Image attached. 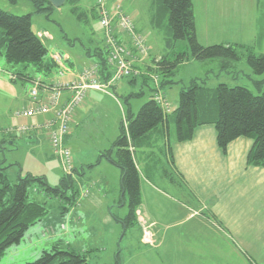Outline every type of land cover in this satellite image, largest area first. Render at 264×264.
<instances>
[{
    "label": "rangeland",
    "instance_id": "1",
    "mask_svg": "<svg viewBox=\"0 0 264 264\" xmlns=\"http://www.w3.org/2000/svg\"><path fill=\"white\" fill-rule=\"evenodd\" d=\"M116 1L140 28L148 40L152 52H160L162 55L167 53L171 59L176 58L180 53L189 55L188 58L177 64L172 74L163 77L165 80L171 79L173 81V83H165L162 87V89L164 88L162 91H166L164 96H166L172 107H175V102L176 104L178 102L177 92L182 86H188L192 78L196 79L198 83L205 81V84L209 86H215L222 82L227 83L229 86H245L254 94L264 90V71L261 73L254 72L246 60L249 46L254 54L258 55L264 52V38L261 34L264 29V0H222L219 6H215L213 0H205V2L204 0H193L197 25L196 35L201 45L207 46L228 40L224 43L247 46V48H238L240 54L238 59L218 57L205 60L193 58L189 54V48L184 40L177 41L170 50L165 49L161 32L152 27L150 23V0ZM94 2L95 0H80L79 9L76 12L71 11L72 7L68 3H64L58 8L52 7L37 12L33 0H0V8L15 15L30 14L31 28L36 33H42L41 38L48 52L55 49L61 53H68L72 58H75L83 55L88 50L93 51L95 46H103V36L98 17L91 10L92 8H89V5H94ZM47 6V3L44 4V7ZM81 12H84V16L79 17L78 13ZM259 34L261 38H259ZM259 40H262L261 46ZM149 55L148 48V54L145 58H149ZM76 66H81L80 60L79 65ZM0 67L2 69L0 70V167L3 168L6 176L12 182H15L18 176L24 177L30 174L34 177L44 176L50 186H58L64 174L63 168L59 158L53 155L47 141L44 140L35 145L28 139V134L18 137L9 132L10 128L24 124L25 119L17 118L14 112L27 105L28 89L31 83L10 79L9 72L6 71L7 68L13 70L14 68H21V65L14 68L10 67L6 64L4 58H0ZM78 68L77 71L82 69V67ZM31 70L30 68L29 71ZM54 75L56 76V73ZM67 75H70V73L65 74L64 77ZM127 79L118 80L115 89L109 88L110 93H113L117 99L102 91H91V98L87 99L82 115L74 120V123L82 122V120H84V123L78 126L71 125L73 131H76L75 140L77 142L76 147L73 146V149L75 152L79 151L80 156L85 160H93V156L98 153V150H103L109 146L113 147L112 142L120 131V121L123 116L121 110L124 109L128 113L127 111L130 109L131 114L135 115L140 106L153 93L151 87L153 83L151 81L149 84L141 86V80L138 79L134 87L126 82ZM142 88V94L129 97L127 102L124 101L131 91H139ZM85 113H88L89 116L84 119L83 114ZM34 119H37V117ZM43 120L31 121L27 119L26 122L29 125L32 122ZM71 126L70 128H72ZM155 153L163 159L161 152L156 150ZM113 157H116L115 151ZM90 171L87 169V178L80 182L73 178L76 186L81 187L78 200L80 204L73 206L62 214L57 207L56 200L50 199L48 213L40 221L29 227L19 243L12 244L5 250L4 254L0 256V264H24L35 260L42 248H46V244L40 236L42 231H50V227L59 230L61 224H64L66 231L69 232L68 241H71L72 246L81 241L84 244H91L89 246H95L93 247L95 249L89 251V253H86V251L90 249L85 248L84 253L86 257L88 255V264H99L101 262L116 264L115 256L119 250L120 264H202L200 261L191 259L195 254V249L200 248L194 243L193 240L195 239L176 241L173 245L175 255L171 258L168 256L171 254V244L164 243V245H161L162 243L157 242L160 247H149L137 243L140 235L143 242L148 237L145 243L153 241L149 230L150 222L146 217L139 220L141 222L137 219L139 225L127 228L125 232L122 223L119 221H114L117 224L115 231H112L111 225L103 226L104 231L112 233L109 235L105 232L103 235L100 232H95V234L85 229L81 223L88 225L87 219L89 218L90 223H93V227L96 223L100 225L99 220H95V218H100L97 212H93L91 216L84 213L91 210V206L89 207L86 204L87 197L83 196L87 191H90L91 195H96L97 199H101L102 191L110 189V199H113L110 204L113 205V213H118L119 217H123L128 210L126 193L123 209L121 206V193H118V189L119 192L121 189L119 180L114 176L113 179L111 178L113 183L110 180L104 187V184L100 182V169L95 168L92 172ZM91 178L99 182L100 192L87 181ZM143 189L145 190V186ZM73 208L76 212L74 216L71 215ZM158 213L160 214L159 211ZM136 214L138 215L137 212ZM77 217L82 219L77 220ZM29 231L31 239L28 237ZM210 250L214 252L215 258L206 259L204 264H231V255L228 252L223 254V251ZM181 259L184 261H181Z\"/></svg>",
    "mask_w": 264,
    "mask_h": 264
},
{
    "label": "trees",
    "instance_id": "2",
    "mask_svg": "<svg viewBox=\"0 0 264 264\" xmlns=\"http://www.w3.org/2000/svg\"><path fill=\"white\" fill-rule=\"evenodd\" d=\"M79 1L65 0V3L71 5L72 12H76ZM33 2L37 12L53 7L47 0ZM46 3L48 6L44 7ZM91 10L97 15L94 6ZM78 16H84V12L78 13ZM150 23L161 32L166 50L172 49L177 41L184 40L189 54L197 60L218 57L238 59V48H247L241 44L224 42L201 45L197 40L192 0H150ZM261 34L264 38V29ZM261 41L259 40L260 46ZM250 48H247V63L254 72L261 73L264 71V52L257 55ZM86 55L99 64L102 80L109 79L111 68L107 64L104 45L95 46L93 51H86ZM188 57L187 53H180L174 59L167 53L153 56L149 65L148 59L144 60L147 66L145 69L141 68L140 75L127 80L133 84L140 79L142 85H147L151 81L150 74H155L159 76V86L162 89L165 83H173L171 79L165 80L163 77L172 74L177 64ZM0 58H4L10 67L21 65V68L13 70L7 68L13 81L21 80L32 84L34 80L40 79V82L48 84L46 78L56 71V65L49 57L42 38L31 28V15H15L1 8ZM142 93V89L131 92L124 101ZM151 96L135 115L128 109L123 118L125 121H121L119 134L113 141V147L100 154L120 169V191L123 192L120 197L121 205H125L126 193L128 210L123 217L112 216L122 223L124 232L137 223L136 212L142 202V172L152 181L159 176V172L168 180L177 181L173 176L174 162L170 151L172 138L176 141L188 140L192 138L196 127L212 124L216 130V142L222 152L226 151L228 143L235 138L249 137L253 140V145L247 156V164L264 167V90L254 94L245 86H229L224 82L208 86L205 81L198 83L192 78L188 86L180 88L177 105L169 113ZM156 150L162 153L163 159L156 155ZM114 151L116 157H113ZM143 162L146 166L140 168ZM97 163L96 161L85 168L91 170ZM84 174V167L81 170L74 168L72 173H64L60 184L53 187L44 176L34 177L30 174L18 176L12 182L0 167V256L10 245L19 243L29 227L48 213L50 199L56 200L62 214L77 205L81 187L76 186L73 178L80 182L84 180ZM51 231L52 229L44 230L42 235ZM118 259L116 254V264H119ZM24 264H88V261L85 253L72 249L62 239H58L42 248L35 260Z\"/></svg>",
    "mask_w": 264,
    "mask_h": 264
},
{
    "label": "crops",
    "instance_id": "3",
    "mask_svg": "<svg viewBox=\"0 0 264 264\" xmlns=\"http://www.w3.org/2000/svg\"><path fill=\"white\" fill-rule=\"evenodd\" d=\"M113 1L114 0H106L109 8ZM221 1L222 0H213V3H215V6H219ZM90 6L93 7L94 5H89V8H92ZM135 27L137 31L142 33L136 24ZM226 29L229 31L228 28ZM37 34L40 36L42 33ZM122 38L125 39L126 37ZM145 40L150 55L149 58H144L141 63H138V66L142 69H145L147 66L144 60L148 59L149 65V60L153 57L152 55H154V57L162 55L160 52H152L146 37ZM53 50L56 51L55 49ZM61 54L65 55L66 66L74 71V75L79 72L77 71L79 69L78 67H82L83 69L91 62H95V60L88 57L86 53L75 58H72L68 53ZM79 60L81 66H76L79 65ZM54 73L55 71L46 78L49 82H52L56 78ZM74 75H67L63 80L72 81L76 78ZM126 82L130 84L128 80H126ZM136 84L137 81L130 85L135 87ZM113 85V89H115L117 82ZM96 90L97 89L88 90L85 102L81 107L77 108L75 112L72 125L78 126L84 123V120L77 123H74V120H77L78 117L82 115V110L86 105L87 99H89L92 94L91 91ZM162 92L165 95L166 91ZM104 93L117 99L110 91L109 93ZM178 93L179 91L177 94ZM70 95V90H63L60 97L61 102L67 100ZM150 96L151 95H149V97ZM27 101L28 103L26 106L30 104L29 96ZM176 105L175 102V106ZM129 111L131 110L129 109ZM121 112L123 113V119L127 113L124 109L121 110ZM88 113L83 114L84 119L89 116ZM51 117V114H47L37 117V119ZM34 118L30 120H37ZM26 120L27 119L23 122L27 123ZM71 127L70 132L64 138V143L71 150L74 168L81 170V168L84 167V179H86L87 169L85 167L97 161V165L91 168L90 172L95 168L100 169V182L104 184V187H106L108 181H110L111 178L113 179L114 176L120 183V169L112 162L100 156L102 151L108 149L110 146L103 150H98V153L93 156V160H85L80 156L79 151L75 152L73 149V146L76 147L77 142L75 140L76 131H73V126ZM27 137L30 142L35 145L44 140L47 141L43 134L29 135ZM170 142V151L174 162L173 171L175 172L173 176L176 177L177 181L172 182L161 174L152 181L142 172L140 176L142 202L137 211V219L138 221L142 220L144 217L148 219L150 222L149 230L152 234L154 243L153 241L151 243L143 242L141 240V235L138 237L137 243L149 247H160L157 245V242L162 243L161 245H164V243L171 244V254L168 255L171 258L175 255L173 245L176 241H191L195 239L193 240L194 243L200 248L195 249V254H193L191 259L200 261L202 264L205 263L206 259L211 260L213 257L215 258L214 252L210 249H215L216 252L223 251V254L228 252L231 255V264H264V167L247 164V156L253 145V140L246 136L237 137L229 142L226 151L222 152L216 142V130L214 125L205 124L195 128L192 138L185 141H176L172 138ZM47 144L49 146L48 141ZM109 144L111 145L110 142ZM143 165L146 166L145 162L142 163V166ZM142 166H140V168H142ZM87 181L90 182L91 186L96 187L99 192L101 191V187L98 188L99 182H96V180L94 181L92 178ZM144 186L145 190L143 189ZM110 193V189L108 191L103 190L101 199H97L96 195H91L90 191H87V193L83 195L87 197L86 204H88L89 207L91 206V210L84 213L91 216L93 212H97L100 217L99 219L95 218V220H99L100 222V225L96 223V227H93V223H90V218L87 219L88 225H83V223H81L88 231L94 233L100 232L102 235L105 232L109 235L112 233L104 231V225H111L112 231H115L117 228V224L114 223L116 220L113 217H119V214L113 213V205L110 204V201L113 202V199H110ZM118 193H121L120 197H122L121 195H123V192H119L118 189ZM79 204L80 203L77 205ZM121 206L123 209L124 204ZM74 210L73 208L71 211L72 216L76 214ZM76 219L80 220L82 218L77 217ZM138 225L139 223H136V226ZM59 228V230H54L50 227L52 231L49 234H40L46 247L53 241L62 239L69 247L82 253L85 252L86 247L90 249L86 251V253L95 249L93 248L95 246H89L91 244L88 243L84 244L83 241L72 246L71 241H68L69 232L66 231L65 225L61 224ZM28 237L31 239L30 231L28 232ZM117 254L120 259V250ZM181 261L184 260L181 259ZM100 264L108 263L101 262Z\"/></svg>",
    "mask_w": 264,
    "mask_h": 264
},
{
    "label": "built area",
    "instance_id": "4",
    "mask_svg": "<svg viewBox=\"0 0 264 264\" xmlns=\"http://www.w3.org/2000/svg\"><path fill=\"white\" fill-rule=\"evenodd\" d=\"M94 7L102 31L103 45L107 51V64L111 68L110 78L107 81L101 79V68L97 62H91L74 75V71L66 66L65 55L50 51L49 57L56 65V78L48 84L40 82V79L34 80L28 89L30 104L16 110L15 116L28 120L47 114L52 117L9 129L10 133L18 137L43 134L53 155L60 159L63 172L67 174L72 173L74 165L71 150L64 143V138L70 132L77 108L85 102L88 90L97 89L109 93L111 85L118 80L140 75L142 71L138 63L148 54L144 34L137 31L133 19L123 11L118 1L114 0L109 8L106 0H95ZM67 73L76 78L72 81L63 80ZM150 77L154 89L151 98L165 112H171L173 107L162 93L159 76L150 74ZM63 90H70L71 95L61 102Z\"/></svg>",
    "mask_w": 264,
    "mask_h": 264
},
{
    "label": "water",
    "instance_id": "5",
    "mask_svg": "<svg viewBox=\"0 0 264 264\" xmlns=\"http://www.w3.org/2000/svg\"><path fill=\"white\" fill-rule=\"evenodd\" d=\"M53 7H60L65 3V0H47Z\"/></svg>",
    "mask_w": 264,
    "mask_h": 264
}]
</instances>
